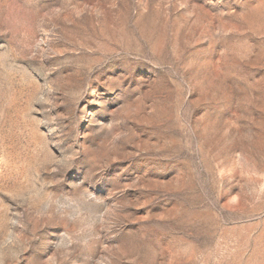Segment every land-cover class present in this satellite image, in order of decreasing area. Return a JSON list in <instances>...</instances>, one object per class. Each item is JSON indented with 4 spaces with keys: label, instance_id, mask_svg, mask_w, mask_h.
Masks as SVG:
<instances>
[{
    "label": "rangeland",
    "instance_id": "obj_1",
    "mask_svg": "<svg viewBox=\"0 0 264 264\" xmlns=\"http://www.w3.org/2000/svg\"><path fill=\"white\" fill-rule=\"evenodd\" d=\"M0 264H264V0H0Z\"/></svg>",
    "mask_w": 264,
    "mask_h": 264
}]
</instances>
